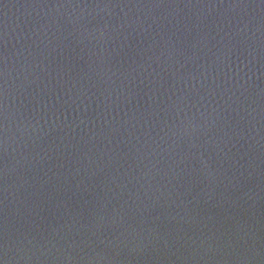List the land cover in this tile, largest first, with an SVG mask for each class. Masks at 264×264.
<instances>
[{"label": "water", "instance_id": "obj_1", "mask_svg": "<svg viewBox=\"0 0 264 264\" xmlns=\"http://www.w3.org/2000/svg\"><path fill=\"white\" fill-rule=\"evenodd\" d=\"M0 264H264V0H0Z\"/></svg>", "mask_w": 264, "mask_h": 264}]
</instances>
